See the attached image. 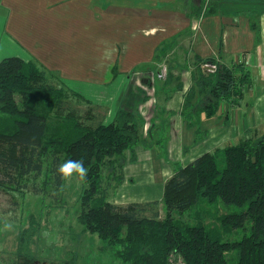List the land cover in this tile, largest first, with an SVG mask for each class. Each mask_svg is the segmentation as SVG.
Returning <instances> with one entry per match:
<instances>
[{
	"label": "trees",
	"instance_id": "trees-1",
	"mask_svg": "<svg viewBox=\"0 0 264 264\" xmlns=\"http://www.w3.org/2000/svg\"><path fill=\"white\" fill-rule=\"evenodd\" d=\"M212 62L195 57L193 86L181 113L185 119L196 112L210 118L222 102L235 106L242 98V87L249 82L246 65ZM205 64H214L215 70L205 71ZM61 83L55 72L34 60L0 59V190L20 195L26 190L33 195L50 189L61 192L66 179L59 171L61 164L83 160L88 171L82 182L87 187L80 194L77 220L115 262L264 264V135L176 167L163 184L161 201L114 205L106 200L103 176L111 170L112 182L122 183L126 152L145 143L138 117L120 109L108 124L96 115L95 124L81 126L71 116L75 112L64 107L69 95L84 97ZM196 87L200 99L194 102ZM53 110L68 115L60 117L65 122L60 129L49 125ZM220 154L223 166L218 163Z\"/></svg>",
	"mask_w": 264,
	"mask_h": 264
},
{
	"label": "crops",
	"instance_id": "crops-1",
	"mask_svg": "<svg viewBox=\"0 0 264 264\" xmlns=\"http://www.w3.org/2000/svg\"><path fill=\"white\" fill-rule=\"evenodd\" d=\"M0 31L14 56L63 82L106 90L111 100L97 103L102 121L113 120L107 104L138 111L145 143L126 152L116 190L130 187L147 201L128 203L159 201L176 167L264 131V0H0ZM107 47L117 49L111 60L103 59ZM195 57L246 65L237 105L224 101L210 118L181 115Z\"/></svg>",
	"mask_w": 264,
	"mask_h": 264
},
{
	"label": "rangeland",
	"instance_id": "rangeland-1",
	"mask_svg": "<svg viewBox=\"0 0 264 264\" xmlns=\"http://www.w3.org/2000/svg\"><path fill=\"white\" fill-rule=\"evenodd\" d=\"M15 54H19V51L10 45L4 33L0 31V59ZM189 65L194 67L197 64L191 61ZM213 66L215 65L213 64ZM170 68H174L173 62L170 63ZM207 70L209 72L214 71L210 68H207ZM173 71H170V73L173 74ZM194 73L195 69L192 72V78ZM56 75L58 76V74ZM56 82V79L53 82L52 79L49 80V83L54 87L61 88ZM61 82V85L68 91L84 97L77 99L69 95V101L66 103L64 110L74 111L75 116L70 115L81 126L82 124H95L96 115L100 116L103 113L101 106H97V103H106L111 100L112 96L104 89L82 88V85L79 84L66 83L62 80ZM145 91L152 93L151 89H145ZM153 93L155 94L154 90ZM194 93V102H197L200 99L197 95V87L194 88ZM107 95L110 97H107ZM127 101L130 100L127 99ZM107 105L109 117L115 116V107L112 108V103ZM132 112L136 115L138 113V111L137 113ZM67 116L53 110L49 122L50 127L62 128L65 122L60 117L66 118ZM109 122L111 120H104L103 124ZM262 135H264V131L254 133L247 140H256ZM163 148H165V145L156 148L157 152H161V155ZM130 157L132 159L134 155L132 154ZM218 163L219 166L224 165L222 154L218 156ZM111 174L112 171L107 169L103 176V184H106V186L103 185V188L108 189L107 201L112 204L115 203L114 205L118 201V206L128 205L130 204L129 201L134 200L147 201L134 197V194L130 193L132 191L130 187L126 189L123 186L121 189L116 190L117 184L112 182ZM39 183L40 181L37 182V185ZM86 187L79 176L72 174L66 176L61 192L50 189L44 195H42L43 193L33 195L31 190H26L20 195L19 192L0 190V264H12L13 262L17 264H120L115 262L113 254L109 250L103 248V244L96 235L86 232L77 220L80 194ZM151 193L152 196H156L155 188ZM158 210L161 218H163L162 211L164 208L161 204L158 206ZM231 210L234 209L231 208ZM223 212L226 211L223 210ZM187 217L186 214L183 219H187ZM20 247L22 249H19ZM175 263L180 264V261L177 259Z\"/></svg>",
	"mask_w": 264,
	"mask_h": 264
},
{
	"label": "clouds",
	"instance_id": "clouds-1",
	"mask_svg": "<svg viewBox=\"0 0 264 264\" xmlns=\"http://www.w3.org/2000/svg\"><path fill=\"white\" fill-rule=\"evenodd\" d=\"M116 52L117 49L115 47H107L103 53V59L111 60ZM102 66L103 65H100V67ZM59 171L65 176H70L75 173L79 176L80 179H84V177L87 175L88 169L84 167L83 160H69L61 164Z\"/></svg>",
	"mask_w": 264,
	"mask_h": 264
},
{
	"label": "built area",
	"instance_id": "built-area-1",
	"mask_svg": "<svg viewBox=\"0 0 264 264\" xmlns=\"http://www.w3.org/2000/svg\"><path fill=\"white\" fill-rule=\"evenodd\" d=\"M245 63V61H244ZM204 67L206 68H210L211 70H215V66L211 65V64H205ZM162 78H164L163 76H165V72L162 73Z\"/></svg>",
	"mask_w": 264,
	"mask_h": 264
}]
</instances>
